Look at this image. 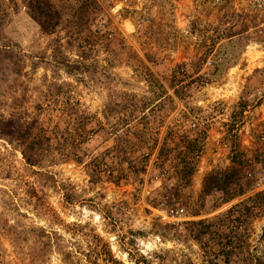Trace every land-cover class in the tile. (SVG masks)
I'll use <instances>...</instances> for the list:
<instances>
[{
  "label": "rangeland",
  "instance_id": "1",
  "mask_svg": "<svg viewBox=\"0 0 264 264\" xmlns=\"http://www.w3.org/2000/svg\"><path fill=\"white\" fill-rule=\"evenodd\" d=\"M50 1L53 33L32 1L0 0V128L35 123L65 145L30 166L0 131V264H31L39 231L54 237L44 264H226L222 246L230 264H264V0ZM112 107L146 164L120 184L57 150L113 153ZM225 174L230 191H205ZM178 208L188 221L161 222ZM199 220L215 225L202 243Z\"/></svg>",
  "mask_w": 264,
  "mask_h": 264
},
{
  "label": "trees",
  "instance_id": "2",
  "mask_svg": "<svg viewBox=\"0 0 264 264\" xmlns=\"http://www.w3.org/2000/svg\"><path fill=\"white\" fill-rule=\"evenodd\" d=\"M30 1H32L30 4L32 9L30 16L32 19L40 26L43 31L53 33L61 24L62 16L60 12L54 9V6L50 0ZM101 17L104 18L105 16ZM118 109L119 108L112 107L106 115V119L108 120L106 134L109 137H113L116 142L113 149L115 156L112 153V150H108L102 158L99 157L86 162V156L89 154H86V152H84L82 155L78 154L77 150L80 149V146H76L75 152L73 153L68 151L65 153L61 149H57L58 154L60 155V160H64L65 157H74L73 159L76 162L85 164L88 173L93 179H95V181H111L116 184H120L122 180H126L129 177L139 178L140 173H142V171H144L146 168L145 161L141 160L137 164V162L132 158H127L126 152V146L132 145V143L134 144L138 138V133L127 127L129 120L123 117L121 115V111ZM35 126V123L27 124L21 123L16 119H11L1 122L0 131L12 141L17 142L19 147L22 149V154L26 159V162L30 166H40L42 164V160L47 157L52 159V161H56V156L51 155L53 147H56L59 144V147L61 146L60 148H63L65 145L63 146V143H61V140H59V137L57 134H55V131H51L49 135L47 130H44L43 128L37 133L35 132ZM81 126V128L85 129V127H83L84 124ZM91 132L95 134V130H92ZM162 155L163 153L161 151L159 156L161 157ZM107 156L108 158H106ZM107 159H113V162L117 160L115 165H119L121 167V171L116 172L117 168L109 166L108 163H106ZM125 165L128 166L124 168L123 166ZM236 174H238V171L234 169V180ZM230 179L231 177L227 174L221 176V178L211 177L206 181L205 191L208 193L211 191H230L232 184ZM236 209L237 208H234V213ZM206 223L207 222L204 220L190 222V226L193 228L192 233H194L195 239L200 243L203 242L202 237L207 235L208 232L212 230L211 228H213V226L215 227L213 224ZM212 232L214 233L215 231ZM36 240L37 245L41 248V251L32 255L31 264H44L46 254L53 248L54 237L45 231H39ZM222 249L225 250L226 248L222 246L217 254H214V256L219 258L220 254H222L224 258L223 261L226 264H230L229 256L225 254ZM109 253L111 254L110 251ZM111 259L112 263L114 264H122L118 262L113 256H111Z\"/></svg>",
  "mask_w": 264,
  "mask_h": 264
},
{
  "label": "built area",
  "instance_id": "3",
  "mask_svg": "<svg viewBox=\"0 0 264 264\" xmlns=\"http://www.w3.org/2000/svg\"><path fill=\"white\" fill-rule=\"evenodd\" d=\"M159 217L161 218V222L165 225H176L189 220L183 208L160 211Z\"/></svg>",
  "mask_w": 264,
  "mask_h": 264
}]
</instances>
